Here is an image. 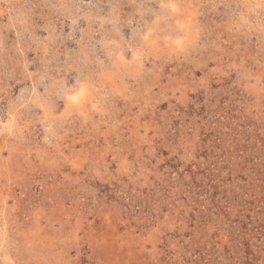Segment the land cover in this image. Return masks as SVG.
Segmentation results:
<instances>
[{"label": "rangeland", "instance_id": "374dc122", "mask_svg": "<svg viewBox=\"0 0 264 264\" xmlns=\"http://www.w3.org/2000/svg\"><path fill=\"white\" fill-rule=\"evenodd\" d=\"M0 264H264V0H0Z\"/></svg>", "mask_w": 264, "mask_h": 264}, {"label": "clouds", "instance_id": "9594fccd", "mask_svg": "<svg viewBox=\"0 0 264 264\" xmlns=\"http://www.w3.org/2000/svg\"><path fill=\"white\" fill-rule=\"evenodd\" d=\"M68 87H69L70 89L74 88V83H73V81L71 80V77H69ZM76 91H78V89H76ZM69 94L72 95V94H75V93H74V92H70ZM118 94H121V93L118 92Z\"/></svg>", "mask_w": 264, "mask_h": 264}]
</instances>
